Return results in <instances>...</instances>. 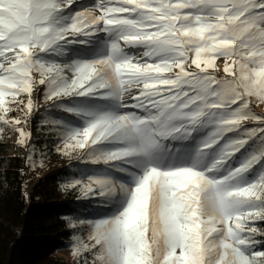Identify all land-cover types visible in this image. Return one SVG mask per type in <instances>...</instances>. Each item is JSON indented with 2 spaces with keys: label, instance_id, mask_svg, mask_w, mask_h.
<instances>
[{
  "label": "snow or ice",
  "instance_id": "snow-or-ice-1",
  "mask_svg": "<svg viewBox=\"0 0 264 264\" xmlns=\"http://www.w3.org/2000/svg\"><path fill=\"white\" fill-rule=\"evenodd\" d=\"M34 94L101 166L63 185L110 208L69 220L76 264H264V0H0V134L33 166Z\"/></svg>",
  "mask_w": 264,
  "mask_h": 264
},
{
  "label": "trees",
  "instance_id": "trees-1",
  "mask_svg": "<svg viewBox=\"0 0 264 264\" xmlns=\"http://www.w3.org/2000/svg\"><path fill=\"white\" fill-rule=\"evenodd\" d=\"M33 127L34 132L44 134L43 126ZM47 133L31 138V144L49 149L59 161V137ZM79 167L74 164L53 170L28 191L26 150L14 139H0V264H76L58 256V251L78 233L69 226V220H79L91 208L92 202L81 200L79 188L63 187ZM255 226L264 230V221H257ZM257 239L264 237L258 235Z\"/></svg>",
  "mask_w": 264,
  "mask_h": 264
},
{
  "label": "rangeland",
  "instance_id": "rangeland-1",
  "mask_svg": "<svg viewBox=\"0 0 264 264\" xmlns=\"http://www.w3.org/2000/svg\"><path fill=\"white\" fill-rule=\"evenodd\" d=\"M95 2V0H86L83 5H91ZM76 10H83L82 8H76ZM74 48L82 49L84 46L80 45H74ZM217 66L218 71L217 74L219 76H223V66L224 61L223 58H220L217 60ZM43 86H41L42 89ZM33 100L36 102H39L41 105L39 112L36 111V109H33L31 115L28 117V123L24 126L26 131H30L32 134L31 138L37 139V137L41 136L44 137L46 134H49L47 132H50V134H54L58 136L57 141V147H63V143L61 142L59 133L52 127H49L45 121L50 120L54 118V114L60 113V110L57 108L50 107L49 105H45L43 96L39 94L33 95ZM250 107L259 115H264V102H261L259 100H256L253 98L252 103L250 104ZM62 115H67L65 113H60ZM20 112H12L10 113L6 118L12 119V117L19 116ZM33 124H39V127H42L44 134H40L39 131L34 132ZM249 127L253 126L252 122H249ZM0 139H8L12 140L14 139L17 141V134L14 131H11L8 127L4 128V131L2 134H0ZM34 146V145H33ZM26 150V161L28 166V177H27V183H26V190H30L33 184L38 181L41 177L46 175L47 173L57 170L59 168H66L71 165H79V170L76 174H73L70 179L68 180L67 184L71 183L72 180L75 179H82L83 182H87L86 177L82 176L84 173L91 174L92 171L100 168V165H93L86 157L83 156V154H73V155H64L61 153L62 159L61 160H55L54 155H51V152L49 149H40L37 146H34V161L35 165L33 166V162L29 161L27 159V156L32 152L31 149L24 147ZM81 200L92 202L90 205V209L86 213H82L79 217V220H75V223H78L80 220H94L101 218L102 216L108 215L110 213V208L105 205L101 200L94 198V197H84L83 193L81 192L80 195ZM78 233L75 235H82L85 233V230L77 228ZM73 238L68 242V245L66 248L61 249L58 251V256L65 259L67 262H76L79 260V257H76L73 255Z\"/></svg>",
  "mask_w": 264,
  "mask_h": 264
},
{
  "label": "bare ground",
  "instance_id": "bare-ground-1",
  "mask_svg": "<svg viewBox=\"0 0 264 264\" xmlns=\"http://www.w3.org/2000/svg\"><path fill=\"white\" fill-rule=\"evenodd\" d=\"M86 0H78L79 4H83Z\"/></svg>",
  "mask_w": 264,
  "mask_h": 264
}]
</instances>
